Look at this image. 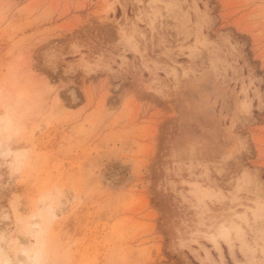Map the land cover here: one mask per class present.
Listing matches in <instances>:
<instances>
[{"label": "rangeland", "instance_id": "obj_1", "mask_svg": "<svg viewBox=\"0 0 264 264\" xmlns=\"http://www.w3.org/2000/svg\"><path fill=\"white\" fill-rule=\"evenodd\" d=\"M0 264H264V0H0Z\"/></svg>", "mask_w": 264, "mask_h": 264}]
</instances>
